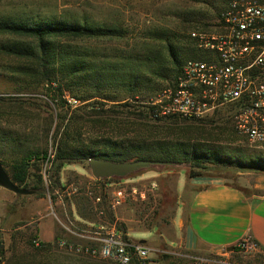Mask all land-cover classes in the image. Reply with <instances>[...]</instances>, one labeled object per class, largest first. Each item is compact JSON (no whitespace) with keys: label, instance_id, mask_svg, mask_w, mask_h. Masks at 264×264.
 <instances>
[{"label":"rangeland","instance_id":"1","mask_svg":"<svg viewBox=\"0 0 264 264\" xmlns=\"http://www.w3.org/2000/svg\"><path fill=\"white\" fill-rule=\"evenodd\" d=\"M187 12L201 15L207 26L181 31V20ZM218 12L211 0H0V19L21 23L55 18L84 26L120 30L122 37L112 41L67 42L66 45L82 56H90L85 58L86 62L98 64L103 57L105 62L121 65L123 69L127 61L122 57H137L138 60H130V68L139 76L138 84L134 85L136 93L129 95L127 82L112 80L108 92L111 98L114 96L113 101L94 98L82 102L77 98L90 93L89 73L81 74L84 77L77 79L78 85L68 79L65 72L57 73L55 82L71 88L60 98L45 83L28 75L27 72L34 67L31 63L0 53V161L4 170L10 174L11 164L30 152L45 153L47 157L41 160L39 154L40 160L33 159L28 168L27 185H35L37 175H40L43 194L35 192L31 196H21L0 188V264H113L58 247L60 240L78 245L89 243L75 234L82 235L91 230V224L98 223L114 225L128 240L148 247L152 264H264V253L259 250L227 255L192 254L168 245L166 236L176 206V180L181 171L187 172L189 168V164L183 162V156L177 155L179 161L176 164L152 167L127 178L111 180L94 179L87 162H84L61 170L60 187H54L49 181L55 146L66 132L73 131L72 119L81 121L72 149L96 155L117 153L118 150L111 146L116 143L124 146L163 139L164 121L140 117L142 113L146 115L142 103L169 84L167 51L154 34L167 30L186 37L193 31L214 30ZM185 39L179 46H191L187 37ZM6 42L7 39L0 36V44ZM149 52H154L160 59L153 61L152 68L141 61ZM83 82L86 86L82 85ZM93 111L100 114L93 115ZM233 113L232 107H225L203 121L180 122L176 126L178 136H171L173 138L166 141L175 143L182 152L223 157L235 162L264 160V144H251L232 130ZM60 117L65 120L61 122ZM186 126L195 129L189 130ZM136 159L133 157L129 161ZM204 166L206 169L197 171L202 175L223 177L229 184L238 186L246 196L264 194V172H237L233 168ZM149 179L157 183V189L149 198L127 200L122 206L109 209L117 185L122 182L146 185ZM72 186L78 188L77 194H69ZM96 196L105 197L104 215L99 217L96 214L86 222L79 221L74 216L76 207L85 208L89 203L94 206L92 200ZM40 243L53 247L48 251H37Z\"/></svg>","mask_w":264,"mask_h":264},{"label":"trees","instance_id":"2","mask_svg":"<svg viewBox=\"0 0 264 264\" xmlns=\"http://www.w3.org/2000/svg\"><path fill=\"white\" fill-rule=\"evenodd\" d=\"M201 2H209V0H199ZM215 11L219 12L216 14L217 17L221 10H223L231 0H211ZM204 18L201 15L193 12H187L184 14L181 20V31H187L190 28L194 29L197 27L205 28L207 24L203 22ZM205 31V30H200ZM191 33V32H190ZM190 33L186 36L189 40L191 46L184 47L179 46V43L183 41L186 37L178 33H170L167 30H161L156 32L154 36L159 41H162L165 49L167 51V63L170 66L169 84L170 85L181 71L183 64L187 60L192 59H203V55L195 48L194 42L190 38ZM0 36L7 39V42L0 44V53L6 56H11L23 61L31 63L34 67L30 69L28 73L29 76L36 78L39 83H45L47 87L53 89L54 92L58 94L61 98L65 90H70L69 85H61L55 82L56 75L59 72H65L68 79L75 81V85H78V80H82L84 75L82 73H89L87 78L91 79L90 82V93L77 98L82 102L88 101L94 98H99L103 100L113 101L112 96H109L108 92L112 87L113 80H122L127 82L128 93L133 94L137 92V87L134 86L135 83L138 84L139 76L136 75L135 71L130 68V60H138L137 57H122L123 60L127 61L125 69L121 65H115L103 60L100 57V63L94 64L91 62H86L85 58L90 57L77 52V50L68 49L67 42H83V41H95V40H107L112 41L121 38L120 30L113 29H101L93 26H84L78 22L68 23L66 21L57 20L55 18H41L39 21H24L21 23H16L12 19L2 18L0 19ZM186 40V39H185ZM67 44V45H66ZM160 61V59L154 54V52H149L145 55L144 59L141 61L148 67L152 68L155 63L153 61ZM165 71V69H163ZM96 72L94 75L93 73ZM151 73L155 74L151 70ZM162 76V74H160ZM264 80V74L261 76ZM83 86H86L84 82ZM72 93V92H70ZM62 101V100H61ZM64 103V102H63ZM92 108V107H91ZM145 109V114L143 113L138 116L151 117V112L148 108ZM216 111L214 114H216ZM93 115H98V112H91ZM61 122L65 120L64 117L59 118ZM74 121L72 125L73 131L66 132L62 137L60 142L56 144L54 149V157L51 161L50 176L49 181L54 187H60L59 174L63 168L68 165L80 164L87 162L90 157H95L103 160H108L112 162H127L133 157H137V160H148L155 162H163L167 164L177 163V155L183 156V162L189 164L187 175L189 177H198L202 173L198 172V169H206V164L213 165L215 167L222 168H233L237 172H264V160L242 162L234 160H229L223 157L208 156L206 154H198L196 152L188 153L178 150L177 145L172 143V141L166 139L173 138L171 136H178L176 131V126L180 122H200V120H189L181 119L178 117H169L165 119H153L155 122L164 121L165 137L161 140H154L151 143H139V144H112L117 153L113 155H96L93 152H88L85 150H78L76 148L72 149L71 144L75 142V133L80 128L81 121L76 118L72 119ZM68 127V128H67ZM66 129H69L67 126ZM232 130L235 132L233 124H231ZM189 130H194L191 126H186ZM226 129V128H225ZM162 130V128H158ZM57 130L56 135L58 134ZM236 133V132H235ZM39 154L41 155V160H46V154L44 153H34L30 152L27 155L21 157L19 161L11 164L10 174L7 173L14 184L24 189L33 190L37 193L43 194L44 190L42 187V178L37 175V181L35 185H27L28 178V168L31 161H39ZM34 159V160H33ZM3 166V162L0 161ZM38 166L35 165V168ZM38 170V168H37ZM115 178L105 179L111 180ZM102 202L98 205L103 212V204L105 197L101 196ZM95 206L91 203L85 208L80 206L76 207L78 216L88 221L90 218L96 217L97 210L95 211ZM105 214L110 215L108 212ZM57 239V237L55 238ZM53 247L52 244L40 243L37 251H48Z\"/></svg>","mask_w":264,"mask_h":264},{"label":"built area","instance_id":"3","mask_svg":"<svg viewBox=\"0 0 264 264\" xmlns=\"http://www.w3.org/2000/svg\"><path fill=\"white\" fill-rule=\"evenodd\" d=\"M190 38L203 59L187 60L175 80L142 103L153 119L178 117L200 120L225 107H232L236 134L251 144H264V0H231L220 11L210 31H193ZM117 185L109 202L114 210L127 200L144 201L157 189L146 185ZM71 187L69 194H77ZM97 215H104L92 200ZM91 230L76 236L89 241L74 244L60 240L58 247L70 253L90 256L113 264H152L151 250L128 240L114 225L91 224ZM259 250L250 236L240 239L231 252Z\"/></svg>","mask_w":264,"mask_h":264},{"label":"crops","instance_id":"4","mask_svg":"<svg viewBox=\"0 0 264 264\" xmlns=\"http://www.w3.org/2000/svg\"><path fill=\"white\" fill-rule=\"evenodd\" d=\"M175 188L168 245L192 254L227 255L240 239L250 236L264 253V194L246 196L223 177H189L186 171L179 173Z\"/></svg>","mask_w":264,"mask_h":264},{"label":"water","instance_id":"5","mask_svg":"<svg viewBox=\"0 0 264 264\" xmlns=\"http://www.w3.org/2000/svg\"><path fill=\"white\" fill-rule=\"evenodd\" d=\"M166 165L169 164L148 160L112 162L95 157H90L87 161L90 174L96 180H105L110 178L123 179L152 167H162ZM0 188L10 191L15 195L31 196L35 194V191L33 190L24 189L14 184L1 164Z\"/></svg>","mask_w":264,"mask_h":264}]
</instances>
